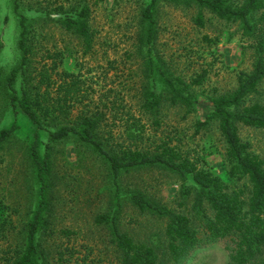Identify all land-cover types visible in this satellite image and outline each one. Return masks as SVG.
Returning <instances> with one entry per match:
<instances>
[{
    "label": "trees",
    "instance_id": "trees-1",
    "mask_svg": "<svg viewBox=\"0 0 264 264\" xmlns=\"http://www.w3.org/2000/svg\"><path fill=\"white\" fill-rule=\"evenodd\" d=\"M161 1L192 5L197 9L194 16L197 25H202L201 11L206 10L217 19L237 24L241 36L250 41L249 70H238L232 89L210 97L211 110L194 127L196 133L199 127L215 124L223 143L225 177L222 179L199 166L197 156L179 151L168 140L153 147L136 143L116 145L109 136L100 135L96 113L70 116L69 101L79 97L80 81L74 73L61 71L54 95L47 72L40 69L32 74L28 16L17 12L19 57L5 75L0 66V153L12 143H19L32 185L26 211L19 220L17 241L14 247L0 249V264H50L41 237L51 231V153L55 143L67 139H71L76 156L83 152L99 161L105 171L108 210L95 215L94 222L107 227L109 240L119 254V264H182L189 250L221 239L227 244L226 264H264V162L237 134L238 125L264 130V98L257 97L264 83V0L141 2L133 44L141 69L138 98L141 110L154 118L163 103L182 107L185 113L192 110L195 100L190 87L201 84L206 75L202 69L187 83L155 53L157 5ZM11 2L17 10L19 0ZM88 14L87 5L81 4L59 17L60 24L80 40L83 54L92 44ZM204 38L210 42L207 36ZM215 41L216 38L211 43ZM3 114L5 119L1 122ZM154 123H158L157 119ZM26 125L32 128L28 136ZM18 133L23 134L24 140L17 139ZM150 168L176 177L177 192L172 201L175 207L159 203L139 189L121 193L120 177ZM122 202L164 221L161 242L158 238L138 240L121 229ZM6 209L0 202L2 237L13 221L7 213L2 215Z\"/></svg>",
    "mask_w": 264,
    "mask_h": 264
},
{
    "label": "rangeland",
    "instance_id": "rangeland-1",
    "mask_svg": "<svg viewBox=\"0 0 264 264\" xmlns=\"http://www.w3.org/2000/svg\"><path fill=\"white\" fill-rule=\"evenodd\" d=\"M11 1L0 0L3 75L19 57L16 14L21 11L28 16L30 26L32 74L40 69L47 72L54 95L61 71L74 73L80 81L79 97L69 101L70 116L96 113L100 135L109 136L116 145L136 143L153 147L168 140L169 145H176L179 151L197 156L199 166L222 179L225 177L223 143L215 124L199 127L196 133L194 127L195 122L211 110L210 97L232 89L236 72L250 68V41L241 36L237 24L217 19L202 10L203 22L197 25L194 22L197 9L192 5L158 3L155 53L170 71L187 83L202 69L206 75L201 84L190 87L195 100L192 110L185 113L182 107L163 103L154 118L140 108L141 69L133 47L138 12L144 0H19L17 10L13 9ZM81 4L88 7V24L92 31L91 48L85 54L80 40L59 21L63 12ZM259 90L257 97L262 99L264 83ZM4 119L3 114L1 122ZM30 129L28 127L27 136ZM237 134L264 162V130L238 125ZM17 139L24 140L23 134L18 133ZM75 151L71 139L53 145L51 231L41 237L43 249L50 264H119V254L109 240L107 227L94 222L95 215L108 210L109 185L105 171L99 161L83 152V158L81 154L76 156ZM31 185L21 146L12 143L0 153V202L8 208L2 215L7 213L13 220L8 233L0 236L2 250L9 245L14 247L17 241L19 220L26 211ZM177 185L176 177L154 168L128 172L119 179L121 193L139 189L168 206L175 204L172 201ZM119 225L135 239L162 240L164 221L140 213L125 202L121 205ZM226 245L224 239L202 243L187 252L182 264H226Z\"/></svg>",
    "mask_w": 264,
    "mask_h": 264
}]
</instances>
